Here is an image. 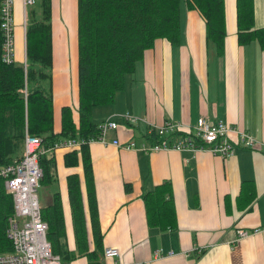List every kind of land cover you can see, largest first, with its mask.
I'll use <instances>...</instances> for the list:
<instances>
[{
  "label": "crops",
  "instance_id": "1",
  "mask_svg": "<svg viewBox=\"0 0 264 264\" xmlns=\"http://www.w3.org/2000/svg\"><path fill=\"white\" fill-rule=\"evenodd\" d=\"M234 1L223 0L226 34L221 56L205 39L198 12L181 10L179 44L155 40L126 75L113 102L92 108L94 123L117 122L115 129L106 130V143L52 150L55 178L38 187L42 191L37 199L44 208L58 193L68 249L74 248L70 186L80 192L87 242L93 245L82 170L85 151L102 248H118L116 257L102 256L100 264H264V229L236 238L239 228L264 225V145L243 147L230 135L233 154L224 158L196 148L149 150L150 142L143 137L149 124L172 120L192 128L204 117L236 126L264 142V49L256 40L237 44ZM252 12L254 26L264 28V0H252ZM12 16L14 61L23 64L22 0H13ZM50 45L52 130L57 133L62 106H69L77 125L76 0H50ZM126 114L136 119L125 120ZM114 138L133 140L138 147H115L110 143ZM162 182L170 184L173 201L175 222L168 227L147 223L141 199L142 193ZM124 184H129L128 191ZM69 264L87 262L77 256Z\"/></svg>",
  "mask_w": 264,
  "mask_h": 264
},
{
  "label": "trees",
  "instance_id": "2",
  "mask_svg": "<svg viewBox=\"0 0 264 264\" xmlns=\"http://www.w3.org/2000/svg\"><path fill=\"white\" fill-rule=\"evenodd\" d=\"M76 9L77 125L72 120L69 106H62L57 133L52 130L50 0H35L26 9L23 64L14 61V53L11 61L2 60L0 31V166L21 156L25 133L38 136L41 146L46 149L38 157L42 170L40 185L55 178L49 147L65 138L98 136V123L91 119L92 108L113 102L115 93L124 88L126 75L135 70L143 52L152 47L155 40L162 38L173 46L179 44L183 10H196L203 20L204 37L212 43L215 54L221 56L224 51L223 0H76ZM234 12L237 44L256 40L264 49V28L254 26L252 0H235ZM41 80L50 93L41 86ZM190 133L171 131L160 137L153 129L150 132L146 129L143 137L150 144L165 139L168 145L179 140L202 145ZM86 146L82 144L81 147ZM82 154L92 247L87 242L78 188L70 186L68 189L73 250L66 244L58 193L53 194L49 205L40 208L41 219L47 225L46 240L51 252L59 256L60 264H69L77 256H84L87 264H100L103 256L89 153L83 151ZM129 188V184H124L125 191ZM141 199L149 225L172 226L175 219L168 182L153 186L141 194ZM11 213V197L5 193L0 179V253L11 251V242L5 232L6 219Z\"/></svg>",
  "mask_w": 264,
  "mask_h": 264
},
{
  "label": "built area",
  "instance_id": "3",
  "mask_svg": "<svg viewBox=\"0 0 264 264\" xmlns=\"http://www.w3.org/2000/svg\"><path fill=\"white\" fill-rule=\"evenodd\" d=\"M35 0H22L23 7L34 4ZM13 0H0V31L2 33L1 57L9 62L14 53L13 36ZM125 120L134 121L136 117L126 114ZM117 122L114 120H104L98 123L99 134L96 137L87 139L65 138L61 139L51 147L54 150L59 147H79L82 144L98 142L106 143L105 132L107 129H115ZM153 129L158 136H163L167 132L188 129L190 135L199 139L202 145H193L190 141H177L168 145L165 139L158 143L150 144L149 150H160L167 148L202 149L210 154L228 157L233 154V146L230 137L235 138L236 144L254 149L264 142H259L252 135L236 126L226 124L221 120L211 122L204 117H199L196 123L190 128L189 125L180 122L166 120L161 125L149 124L147 132ZM231 135V136H230ZM187 140V139H186ZM40 138L26 134L23 137L22 154L11 162L0 166V179L6 194L10 195L12 203V213L6 219V237L11 242V251L0 253V264H60L57 254L51 252L49 243L46 240L45 232L47 225L41 219L40 205L37 199V188L42 175L41 167L38 164V157L46 151L41 146ZM110 143L118 148L126 150L136 149L135 141L119 142L116 138ZM145 150V146H141ZM264 225L251 229H237L238 238H244L262 231ZM156 255L159 252H155ZM118 255L116 246L103 248V256L113 258ZM138 264V263H130Z\"/></svg>",
  "mask_w": 264,
  "mask_h": 264
},
{
  "label": "rangeland",
  "instance_id": "4",
  "mask_svg": "<svg viewBox=\"0 0 264 264\" xmlns=\"http://www.w3.org/2000/svg\"><path fill=\"white\" fill-rule=\"evenodd\" d=\"M29 7H30V6H26V9H28ZM50 76H51V70H50ZM40 84H41V86L45 89V91H46L47 93H50V92L48 91V86L45 85V82H44L43 80H41ZM50 89H51V79H50ZM39 186H40V184H39ZM41 191H42L41 189L37 188V195H38V193H39V196H40Z\"/></svg>",
  "mask_w": 264,
  "mask_h": 264
}]
</instances>
